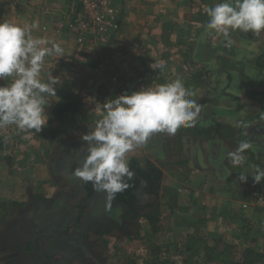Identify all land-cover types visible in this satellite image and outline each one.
<instances>
[{"label":"crops","instance_id":"1","mask_svg":"<svg viewBox=\"0 0 264 264\" xmlns=\"http://www.w3.org/2000/svg\"><path fill=\"white\" fill-rule=\"evenodd\" d=\"M221 2L224 0H122V28L105 52L108 58L112 57L114 67L110 68L107 77L102 74L100 79L95 80L98 83L93 92L89 89L90 83H95L89 71L91 63L79 57V53L85 52V49L76 43L75 37L66 29H59V24L64 21V9L66 6L72 7L73 0H37L35 5L23 10L12 9L7 0H0V22H11L30 30L33 37H43L60 44L63 54L46 56L40 74L43 82H47L51 75L57 77L56 93L63 88V84L68 85L71 81L78 87L83 86L80 95L100 101L103 105V99H115L119 95L138 91L135 89L141 87L155 88L165 81L181 80L192 93L187 98L195 100L200 106L195 122L192 126L181 127L174 135L154 134L146 143L135 146L125 156L127 164L132 158L142 166L148 161L154 164L162 172V184L170 179L177 181L172 190L165 191L169 195L179 196L178 192H182L185 183L195 182L199 187H208L215 192L221 190V185L226 189L230 178L229 165L233 164L228 153L236 151L241 141L249 142L251 147L243 153L245 160L239 164L244 169L235 174H243L250 179L252 168L248 164L252 160L249 159L255 154L253 150L258 148L252 149L256 143L253 142V135L258 132L264 135V30L259 34L230 30L227 38L215 31L205 32L204 25L209 20L207 9ZM228 2L235 6V0ZM46 7L52 9L48 14H43L42 10ZM144 20L148 26L146 29L143 27ZM33 23L38 27L32 28ZM151 24L155 25L152 30L149 29ZM154 35H158L161 40L164 37L159 46L151 42ZM143 52L148 56L146 60L139 58ZM121 58H127L128 61ZM159 61H164L162 69L154 67ZM119 62L124 64L120 66ZM150 69L152 74L139 86L133 87L135 83L124 80L126 76L138 79L139 76L147 75ZM68 71L72 73L68 74ZM112 72L120 74L119 81L130 84L131 89H120L115 92L117 94L109 91L106 83ZM4 81L8 85L12 78L7 77ZM139 83L136 81V84ZM99 92L102 96H99ZM89 93H92L91 96ZM52 106L53 102L48 105L47 96L45 108L49 111V118L55 105ZM86 112L83 111V114ZM88 116L93 118L92 121L85 119L89 123L85 126L84 134L94 130L98 118H102L101 106L90 110ZM16 127L10 125L7 129ZM72 136L74 139L73 134L63 137V141L67 139L64 143L68 142V146L72 143L69 140ZM62 144L57 145L58 150ZM145 155L149 158L143 160ZM84 156H87V150ZM257 156L263 159L264 153ZM9 171L13 172L12 169ZM184 173L193 176L184 178ZM235 174L232 178H236ZM17 180L7 174V187H13L7 193L13 191L16 197L24 192L27 195V189L21 191L18 183L15 185ZM78 182L81 185L80 179ZM36 189L40 190V187ZM98 193L102 194L100 190ZM105 194L109 196L107 192ZM197 195L203 196L202 192ZM206 196L211 195L207 193ZM181 203H187L186 199Z\"/></svg>","mask_w":264,"mask_h":264},{"label":"rangeland","instance_id":"2","mask_svg":"<svg viewBox=\"0 0 264 264\" xmlns=\"http://www.w3.org/2000/svg\"><path fill=\"white\" fill-rule=\"evenodd\" d=\"M154 1L157 2V0ZM154 26L151 24L149 29L152 30ZM143 27L148 28L146 20H144ZM163 39L154 35L151 42L159 46L163 43ZM79 54L81 59H86L91 63L89 71L93 74V82L100 79L102 74H106L105 77H107L110 68L114 67V63L111 61L112 57L108 58L105 53L103 55L107 62L103 72L93 64L95 53L83 51ZM147 57L146 52L139 55L140 60H146ZM127 58L130 60V57ZM127 58L120 60L128 61ZM123 64L119 62L118 65ZM69 73L72 72L68 71ZM149 74H152L151 69L147 75L139 76L138 79H129L126 76L124 80L135 83L133 84L135 87L141 85ZM119 77H121L120 74L116 75L113 72L109 75L108 83H106L109 91L115 93L120 89H131V85L126 82L122 84ZM4 80L0 79V86L7 85ZM136 81L140 83L136 84ZM97 83H90L89 89L92 92L97 87ZM152 84L153 82L148 86ZM114 85L119 87L116 88ZM82 87H78L70 81L68 85L63 84V88L56 95L48 96V105L53 102V106L57 104L61 96H79L83 100L82 113L68 116L61 121L50 122L49 111L46 110L48 121L39 133L18 127L12 130L0 129V264H155V262L150 263L153 260L151 254L157 248L158 259L182 264V259L185 260L187 257L186 254L181 253L183 249L188 248L191 252H197L205 248L206 245L214 246L216 241L221 239L223 241L217 244L219 249H216L217 251L213 255H217L218 250L226 244L236 245V247L238 245L240 247L255 246V249L264 252V179L260 184H256L252 178L256 175L257 166L264 169V158L260 159L257 156L261 153L260 151L264 152L262 143L264 135L259 132L253 135L255 138L253 142L256 143L252 149L256 146L258 148L253 150L255 154H252V158L249 159L252 160L251 164H248L252 168V176L246 182L240 181L241 174L239 176L235 174L241 172L244 167L231 164L229 165L230 178L227 182L229 184L226 189L221 185V190L218 192L212 191L208 187L201 188L194 182L193 184L185 183L184 188H180L182 194L178 192L179 196L169 195L165 190L170 191L177 184V181L175 182L173 179L166 180L163 184L160 180V189L156 194H150L145 186H142L137 192L138 205L143 213L157 210L158 222H154L159 227L157 234L144 236L142 232L138 237L139 232L135 234L129 229L121 228L122 223L126 222L125 224L130 225L132 222L128 218H124L125 213L121 214L120 212H110L98 224L90 223L86 214L76 222V206L83 197L82 187L78 182L79 178L73 177L72 182L67 183L68 186L65 183H60L59 175L57 176L52 171L49 162L51 156L58 152L57 145L67 140L64 138L63 141V137L66 135L73 134L75 138L73 139L72 136L68 139L77 150L80 149L78 141L84 134L85 126L89 123L87 121L93 118L88 116L89 112L96 106L97 108L101 106L100 101L80 95L83 93ZM140 89L142 87L135 90ZM91 94L88 95L91 96ZM94 97L95 94H93ZM103 101L107 100L103 99ZM83 111L87 112L83 114ZM69 131L74 133L69 134ZM147 158L149 157L145 155L143 160ZM67 164H69L68 161ZM10 169L13 172H10ZM7 174L17 178L15 185L18 183L21 191L27 189L28 194L19 193L16 197V194H12L13 191L7 193L13 189L12 186L7 187ZM233 174L236 176V178L233 177L234 179L232 178ZM202 175L204 174L202 173ZM182 176L191 178L193 175L184 173ZM36 187H40V190H37ZM199 191L203 196L197 195L201 193ZM100 193L102 194L96 198H103L107 203L108 210L114 211L118 208L116 202L105 194V191L100 190ZM207 193L211 196L207 197ZM62 196H65L67 200L66 211L69 212L67 218L63 217V222H61V218H58L54 224L48 225L45 229H38V222L35 223V220L39 219V222L42 223L41 209L38 207L40 206L38 203L41 199L53 198L52 203H47L49 204L47 205L48 209H51L57 201L58 203L61 201ZM183 199H186L187 203H181ZM85 206H87L85 213H88L93 206V201ZM150 206L154 207L149 210ZM30 207L37 208L32 212ZM240 209L242 210L239 211ZM140 221L146 225V221ZM112 227L115 228L112 229ZM101 228L104 231L111 229L112 232L100 237L96 234ZM68 239H74L77 247H71ZM255 239L257 241L253 245ZM26 244L31 245V251H24L27 248ZM234 254L237 257L240 255V251ZM194 260L191 261L192 264H204V261L201 262L197 258Z\"/></svg>","mask_w":264,"mask_h":264},{"label":"clouds","instance_id":"3","mask_svg":"<svg viewBox=\"0 0 264 264\" xmlns=\"http://www.w3.org/2000/svg\"><path fill=\"white\" fill-rule=\"evenodd\" d=\"M207 15L205 32L215 31L225 38L230 30L257 34L264 30V0H235V6L224 0L209 7ZM31 27L38 25L33 23ZM53 53L63 54L59 43L33 37L30 30L11 22H0V79L12 78L10 84L0 86V128L16 125L39 133L46 126V97L56 95L57 77L51 75L43 82L40 74L44 58ZM163 66L164 61L154 65L156 69ZM191 95L177 79L107 100L101 105L102 118L95 123L94 130L81 137L88 144L87 156L74 176L91 182L110 197L125 190L128 185L123 178L132 176L126 153L154 134L174 135L181 127L192 126L200 106L187 98ZM250 147L249 142L241 141L236 151L228 153L232 163H243V153ZM247 178L239 176L241 182ZM252 178L260 184L264 169L257 166Z\"/></svg>","mask_w":264,"mask_h":264},{"label":"trees","instance_id":"4","mask_svg":"<svg viewBox=\"0 0 264 264\" xmlns=\"http://www.w3.org/2000/svg\"><path fill=\"white\" fill-rule=\"evenodd\" d=\"M100 95L101 92H99V96ZM82 101V98L79 96H61L59 98V101L51 111L50 122L61 121L64 118H67L68 116H74L76 114L82 113ZM4 128H7V126ZM78 142L80 148L79 150H77L72 143L70 144V146H68V142H65L60 145L61 147L58 152H55L56 154L54 156H51V161L49 163L51 165L52 171H54L57 176L59 175V180L61 181L60 183H69V181L73 179V172L75 171V169L82 167L84 163L86 156L83 159V155L87 150L88 144L82 141V139H80ZM262 143L264 144V140L262 141ZM260 152L262 153L263 151ZM79 160L81 161V163H78ZM67 161L69 162V164H67ZM73 162L75 163L72 164ZM127 165L130 172L132 173V176L128 177L126 175L123 178V182L128 185L125 190L115 193L113 196H111V198L118 205V208L114 211L108 210L107 203L103 198H96L99 195L98 189L95 188L91 182H85L80 179V186L82 187L84 194L82 199L76 206V222L79 221V219L83 217L84 214H86V217L90 221V223L98 224L103 221L110 214V212H120L121 214L125 213L126 216H124V218H128L132 222V224L130 225L125 224L126 222L124 224L122 223L121 228L129 229V231H133L135 232V234L139 232L137 234L138 237H140L142 232L144 236H151L157 234L159 227L154 223L155 221L158 222L156 212L157 210H152L151 212L148 211V213H143V210L138 205L137 192L140 191V188L142 186H145V189L150 194H156L160 189V180L162 178V172L149 161L145 164V166H142L135 158L130 159ZM60 200L61 201L59 203L57 201V203H55L51 209H48L47 205L49 204L47 203H52L53 198L45 200L41 199V201L38 203L40 204V206L38 207L41 209L40 213L42 223L39 222V219L35 220V218L33 217V219L36 221L35 223L38 222V229H45L48 225L54 224V222H56V219L58 218L62 219L61 222H63L64 220L63 217L67 218L69 212L66 211V197L62 196ZM90 201H93V206L88 211V213H85L87 208V206L85 205H88ZM153 207L154 206H150V209H148L151 210ZM36 208L37 207H35V209ZM35 209L34 207H30V210L32 212ZM241 210L242 209H240L239 211ZM140 220H143L144 222L146 221V225H143ZM114 228L115 227H112V229ZM111 232V229L104 231L101 228L100 231L98 230V233L96 235H99L101 237L104 235H109L111 234ZM242 237L245 238V236ZM221 241L223 240L221 239L216 241L215 245L212 247L206 245L205 248H202L197 252H191L188 248L183 249L181 253L186 254L187 257L185 258V260L182 259V264H192L191 261H193L194 258H197L201 262L204 261V264H264V252L257 250V248L255 249V246L252 247L247 245V247H240L238 245V247H236V245L224 244L225 246H223L222 249L218 250L219 252L216 253L217 255H213V253L217 251L216 249H219L217 247V244ZM256 241L257 239L254 240L253 245L256 243ZM69 243L71 247H77L76 242L69 241ZM26 247L27 248L24 249V251H31L30 244H26ZM238 251H240V255L236 257L234 253ZM151 257L153 258V260L150 263L155 262V264H174L170 260L163 261L158 259V248L154 250L153 254H151Z\"/></svg>","mask_w":264,"mask_h":264},{"label":"built area","instance_id":"5","mask_svg":"<svg viewBox=\"0 0 264 264\" xmlns=\"http://www.w3.org/2000/svg\"><path fill=\"white\" fill-rule=\"evenodd\" d=\"M12 9L23 10L37 3V0H7ZM73 6L64 9V21L59 29H66L75 37L76 43L86 53H95L93 64L105 71V53L119 35L123 16L122 0H73ZM51 7L42 10L48 14ZM46 27H44L45 29ZM105 58V59H104Z\"/></svg>","mask_w":264,"mask_h":264},{"label":"flooded vegetation","instance_id":"6","mask_svg":"<svg viewBox=\"0 0 264 264\" xmlns=\"http://www.w3.org/2000/svg\"><path fill=\"white\" fill-rule=\"evenodd\" d=\"M74 163H75V162H73L72 164H74ZM72 164H71V165H72ZM69 183H70V182H69Z\"/></svg>","mask_w":264,"mask_h":264}]
</instances>
